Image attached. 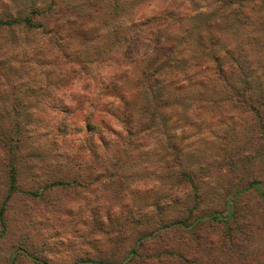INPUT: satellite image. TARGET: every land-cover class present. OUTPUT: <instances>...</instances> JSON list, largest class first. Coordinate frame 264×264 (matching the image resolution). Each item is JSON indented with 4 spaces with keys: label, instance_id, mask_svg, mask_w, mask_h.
Returning <instances> with one entry per match:
<instances>
[{
    "label": "trees",
    "instance_id": "trees-1",
    "mask_svg": "<svg viewBox=\"0 0 264 264\" xmlns=\"http://www.w3.org/2000/svg\"><path fill=\"white\" fill-rule=\"evenodd\" d=\"M235 1L237 0H224L222 17L227 19L225 24L231 27H224L218 39L213 40L210 36L215 43L213 49L202 37L194 38L199 42L197 49L199 48L198 52L202 56L192 72L200 80L191 82L201 84L204 89L221 92L223 97L216 101L221 102L220 114L228 111L229 108L225 106L228 102L233 106L241 105L244 109L242 113H248L253 120V139L256 140L253 142L258 146L255 150L264 155V96L260 88L264 83L252 86L253 80L258 84L264 80V71L255 70L258 66H264V52L257 49L242 50L240 42L250 36L235 33V28H242L244 31L250 28V31L257 29V32L264 34V1L260 6L243 4L245 0H241L242 3ZM104 3L99 7L105 13L108 8ZM38 15H41L38 10H31L22 15L0 17V33H6L0 37V70L5 71L4 75L10 73L15 77L10 80L11 83L0 82V101L5 96L7 98L3 103L5 110L0 106V238L7 233V210L11 208L13 198L20 196L29 204H42L41 209L24 213L26 223L23 226L27 231H31L33 224L42 222L62 227L65 229L62 230L63 235L64 231L65 235H74L73 245L68 237L62 240L59 238L53 245L47 242L43 244L46 247L44 251L48 253L51 249L73 253L72 257L63 258V263L212 264L213 256L206 254L200 257L201 253H208L210 245L214 243L212 236L207 237L212 234L208 228L217 226L214 234L220 239L216 240V244L222 250L223 244L228 245L230 242L228 236L227 240L224 239L226 236L223 232L218 235L219 227L223 231L230 229L237 214L235 201L243 193L250 191L264 205L261 182L254 178L243 181L241 186L238 183L227 184L226 188L221 187V192L216 190L212 203L203 208L202 195L209 184L200 180L198 174L207 171L206 169L184 167L175 176L172 173L171 181L165 183L163 188H157L155 184L156 189L153 187V190L148 184L150 179L135 175L134 166H129V172L126 171L127 168H119L117 161L124 162L122 156L113 159L103 154L102 147L105 148L109 142L103 140L100 132L107 126H102L101 123L98 124L101 127L96 126L89 118L95 111L98 112L100 106L107 104L100 101L102 94L109 89L111 83L120 81L122 75H117V72L111 74L113 82L103 83L102 79L97 90L92 83H85L84 80L80 84H74V78L87 75L89 65L104 63V53L92 56L88 47L91 30L87 27L94 25L82 22L77 29L68 21L63 26L45 32L42 26L34 24L35 16ZM246 23H249V28ZM39 27L41 31L38 30ZM152 28L159 31L161 27ZM14 30H24L26 37L13 32ZM37 32L39 33L36 35L39 36L49 32V39L42 50L28 36ZM218 45L223 47L218 49ZM21 46L25 49L22 50ZM244 48L253 47L246 45ZM241 53L253 56L251 62H245L251 63L252 69H246L240 64ZM260 55L263 57L261 61L257 59ZM95 56V59H101L95 60ZM132 57L130 58L128 50L120 56V64L122 58L124 66L132 64L137 55ZM12 59L20 62L17 70L7 67ZM161 74L162 70L152 72L148 85L143 82L132 95H138L140 90L163 88L159 83L167 84L160 80L163 76ZM48 75H53L55 79L46 84ZM12 80L16 81L13 85ZM27 81L31 83L29 88L24 84ZM18 85L29 89V93L27 90L25 92L28 95L23 103L18 101L16 94ZM190 87L184 85L171 88L178 91ZM144 96L145 102L139 107H131L127 101L124 103L126 109L123 120L115 117V114L110 115L121 120L126 137L132 138L122 140L120 135L109 130L118 141H122L121 144H134L145 132L155 133L152 117L154 109L161 103L166 107L168 102L165 103L166 100L159 97L155 99L152 94ZM67 98L69 103L65 102ZM169 101L173 103V100ZM87 106L92 111L81 121L87 135L84 140H79L71 136L68 120ZM211 113L207 121L212 123L217 120L214 118L216 110ZM146 118L148 122L144 124L142 121ZM117 140L111 143H117ZM176 142L172 143L176 145ZM166 146L169 148L168 144ZM166 153L168 154V150ZM169 166L172 167V164ZM77 189L84 193V197L78 200L80 203L73 204V210H76L72 213L58 212L55 205L46 199L59 190ZM112 191L113 197L108 194ZM230 194L232 198L229 199ZM67 223L76 227L72 229ZM27 237L30 238L28 233ZM36 237L38 236L32 235V238ZM49 239L52 237L44 238ZM186 243L198 245L192 251L194 254L190 253L192 249ZM205 248L209 249L206 251ZM17 249L20 251L15 256L21 252L28 256L22 250L21 241ZM29 258L35 264L51 263L48 258H40L43 262ZM260 264H264V260Z\"/></svg>",
    "mask_w": 264,
    "mask_h": 264
},
{
    "label": "rangeland",
    "instance_id": "rangeland-1",
    "mask_svg": "<svg viewBox=\"0 0 264 264\" xmlns=\"http://www.w3.org/2000/svg\"><path fill=\"white\" fill-rule=\"evenodd\" d=\"M263 1L245 0L243 4L260 6ZM104 2L105 0H0V17L6 18L10 14L22 15L31 10H38L41 15L35 16L34 24L42 26L45 32L63 26L68 21H71V26L73 25L77 29L82 22L94 25L87 27L88 30H91L89 32L91 34L88 35V47L92 56L104 53V63L89 65L87 75H82L78 79L74 78L73 81L74 84H80L82 80L85 83H92L97 90L102 79L103 83H108L113 82L111 74L117 72V75H122L120 81L111 83L109 89L103 93L104 95L102 94L100 101L107 104L100 106L98 112L95 111L94 115L89 118L96 126H99V123L102 126H107L106 129L103 128V132H100L103 140L109 142L105 148L102 147L103 154L113 159L122 156L124 162L117 161L119 168H127L126 171L129 172L131 170L129 166H134L135 175L150 179L148 184L155 189V184H157V188L160 186L163 188L165 183L171 181L172 173L175 176L184 167L206 169L207 171L198 174L200 180H205L209 184L205 187L202 195L201 207L203 208L212 203L214 192L216 190L221 192V187L226 188L227 184L238 183L241 186L243 181L255 178L261 182V187L264 190V155L255 150L258 146L254 143L256 140L253 139L254 130L251 115L242 113L244 109L241 105L233 106L230 102L225 104L229 108L228 111L225 113L222 111L223 113L220 114L221 102L216 101L223 97L221 92L216 93L210 89L202 88L199 83L191 82L200 80V77H196L192 72L202 56L198 52L199 48L197 49L199 42L194 38L202 37L213 49L215 43L210 39V36L213 37V40L218 39L224 27H231L225 24L227 19L222 17L224 0H107L106 3ZM235 2L242 3L241 0ZM103 3L108 8L105 13L99 7ZM246 24L249 28V23ZM153 26L161 28L156 31L155 28H152ZM38 30L41 31V27ZM235 30L237 35L250 36L240 42L242 50L257 49L264 52L263 33L257 32V29L250 31V28L247 31L242 28H235ZM13 32L26 37L24 30H14ZM21 32L23 33L21 34ZM38 33L28 36L42 50L43 45L49 39V32L41 36L36 35ZM249 33L255 37H251ZM3 34L5 36L6 33H0V37ZM78 34L77 30L76 35ZM156 41H160V43H156ZM246 45L253 48H244ZM217 47L219 49L223 46L219 47L218 45ZM21 49L25 48L21 46ZM128 50L130 58L137 55V59L132 64L124 66L123 58L120 64V56L126 54ZM99 59L101 58L95 60ZM240 59L242 66L252 69L253 65L245 62H251L253 56L248 57L247 54L241 53ZM257 59L261 61L263 57L260 55ZM12 61H9L11 63L7 64V67L17 70L20 62H17L16 59H12ZM254 62L258 61L254 60ZM156 70L163 71L160 80H164L167 85L161 82L159 85L164 87L160 90L156 88L152 91L149 89L148 91L140 90L138 95H132V92L134 93L143 82L148 85L151 73ZM255 70L263 72L264 66H258ZM4 73L5 71L0 70V82L11 83L10 80L15 77L10 73L8 75H4ZM53 75L47 76L46 84L54 81ZM93 78H95L94 82ZM188 81L190 83H187ZM14 82L16 81L12 80V85ZM263 83L264 80L259 84L253 80L252 86H260ZM24 84L28 85V88L31 87V83L29 84L28 81ZM184 85L191 87L178 91L171 88ZM263 87L264 84L260 86L264 96ZM26 90L29 93L27 86L18 85L16 89L18 101L22 103L26 101L28 95L25 93ZM146 94H152L155 99L159 97L165 99V103L168 102L166 107H163L161 103L157 104L154 109L152 117L155 133L145 132L135 140L134 144H121L122 141H118L109 130L120 135L122 140H132V138L126 137L124 127L120 122L125 115L124 103L127 101L131 107H139L145 102L144 95ZM6 99L5 96L0 101V106L4 110L3 103L7 101ZM169 100H173V103ZM65 102L69 103V98L65 99ZM213 110H216L214 118L217 120L211 123L207 120ZM91 111V107L87 106L68 120L69 132L72 137L79 140L86 138L87 132L81 121ZM111 114H115V117L121 120L112 118ZM146 119L141 121L146 124L148 118ZM217 124L220 125L217 127ZM116 140L117 143H111ZM175 141H177L176 145L172 143ZM61 143L63 144V142ZM167 144L169 148H166ZM166 150H168V154ZM182 151L184 153H181ZM107 163L109 164V161ZM170 164L172 167L169 166ZM78 190H59L51 193L46 199L55 205L58 212L72 213L76 210H73L75 207L73 204L84 197V193L78 192ZM108 194L111 197L114 195L113 191ZM108 194L106 193L107 196ZM252 194L250 191L243 193L235 201L237 214L230 229L223 231L219 227L218 235L223 232L226 236L224 239L227 240L228 236L230 243L223 244L224 248L221 250L216 244V240L220 238L215 237L217 234H214L217 226L213 229L208 228L212 234H208L207 237L212 236L214 243L210 245V249L205 248L204 250L209 249L210 251L201 253L200 257L206 254L213 256L212 264H260L264 260V205L258 202ZM228 198H232V195L230 194ZM41 206L40 203L29 204L20 196H17L16 199L13 198L11 208L5 215L7 233L0 238V264H35L29 257L42 262L43 260L40 258H48L51 260L50 264H68L63 263V258L72 257L73 253H62V250L53 251L52 249L48 253L44 251L46 247L43 244L47 242L53 245L59 238L62 240V238L68 237L73 245V234L65 235L64 231L63 235L62 230L65 229L53 227L50 223L47 225L42 222L33 224L30 232L23 226L26 223L24 213L41 209ZM69 219L73 221L72 218ZM67 225L72 229L76 227L69 223ZM26 232L30 238L27 237ZM32 235L38 237L32 238ZM46 236L52 237V239L44 240ZM20 241L23 245L22 250L27 252L29 257L23 252L15 256L20 251L17 249ZM189 246L192 249L190 253L194 254L192 251L198 245L193 243Z\"/></svg>",
    "mask_w": 264,
    "mask_h": 264
}]
</instances>
